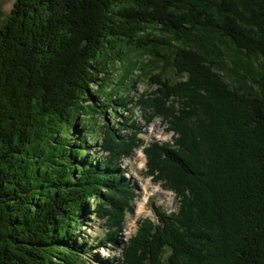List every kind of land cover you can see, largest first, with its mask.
I'll use <instances>...</instances> for the list:
<instances>
[{
  "label": "trees",
  "instance_id": "16d2710c",
  "mask_svg": "<svg viewBox=\"0 0 264 264\" xmlns=\"http://www.w3.org/2000/svg\"><path fill=\"white\" fill-rule=\"evenodd\" d=\"M143 75L155 89L137 108L173 133L147 166L180 205L142 222L121 264H264V0H15L0 28V264L84 263L90 204L98 249L119 246L136 197L122 165L142 142L137 119L117 135L107 112Z\"/></svg>",
  "mask_w": 264,
  "mask_h": 264
},
{
  "label": "rangeland",
  "instance_id": "374dc122",
  "mask_svg": "<svg viewBox=\"0 0 264 264\" xmlns=\"http://www.w3.org/2000/svg\"><path fill=\"white\" fill-rule=\"evenodd\" d=\"M14 2L15 0H0V28L9 17ZM237 57L242 64L248 61L242 54H237ZM149 59L150 58L147 57L142 59L139 58L138 67L140 64V67L142 65L145 66L148 63L151 64L153 61H149ZM124 67V63H117L112 72L111 80L108 86L104 89V94L111 96V99H116L117 96L123 95L126 90L124 88L118 95L112 93L116 84H119L125 74ZM140 67L136 68L130 76L132 77L130 81L131 84L135 82L136 76H139L140 72H142V74L146 72L142 71ZM160 71L163 72L165 78L169 79L173 84L182 80L176 76L173 69L163 66V64L160 65L158 71L154 74H157ZM224 75L227 83L231 86L240 87L242 89V87L233 80L237 79L236 75H232L231 73L229 74L230 76L226 75V73H224ZM148 78V76L143 75L140 82L136 81L138 82L137 85L134 89L129 91V104L118 112V117L114 119V117L110 115V112H107V122L109 123V126H113L114 123L119 122L124 126L121 128L122 131H116L117 135H124L123 131L128 127L133 128L131 125V119L138 120L137 131L140 133L139 140H141L142 146L140 145L141 147L135 149L132 156L129 159H126L122 165V169L124 170L123 177L129 181L136 191L134 212L128 214L125 220L124 228L120 233L119 246L112 247L108 245L105 248L98 249L97 244L101 237L106 234V230L96 220L95 216L92 215L94 205L90 204V210L86 216L84 225L80 230L75 231V234L79 236L77 238V244L83 245V250H85L83 251L85 252L83 255L84 263L82 262L81 264H121L122 252L126 247V243L130 238L136 235L142 222L147 220L155 222L157 220V211L169 215L171 213H176L179 210L180 199L174 192L168 189L164 183L158 182L156 179L157 177L150 175L149 167L147 166V158L144 149L155 143L164 144L172 142L173 140V133L168 132L167 129L169 128V124L166 121L157 117L150 124H146L142 112L136 106V101H134L136 98L140 97V95L144 94L146 91L151 92L155 89V87L149 85ZM127 85L130 86L129 84ZM247 91L252 92L249 86L247 87ZM104 99L105 97L103 96L98 102V105H101ZM102 124L103 122H101V125ZM99 142L98 137L90 138V140H88V145L90 147L89 154L95 160L97 158H103L102 155H94L92 153L99 148ZM145 188L147 189L145 190ZM145 194H148V196H145ZM136 203H138V205L144 204V209L141 213L137 211Z\"/></svg>",
  "mask_w": 264,
  "mask_h": 264
},
{
  "label": "bare ground",
  "instance_id": "6f19581e",
  "mask_svg": "<svg viewBox=\"0 0 264 264\" xmlns=\"http://www.w3.org/2000/svg\"><path fill=\"white\" fill-rule=\"evenodd\" d=\"M147 188H145V190H146ZM145 196H148V194H145ZM144 204H139L138 205V203H136V209H137V211L138 212H142L143 211V209H144V206H143ZM138 206V207H137Z\"/></svg>",
  "mask_w": 264,
  "mask_h": 264
}]
</instances>
